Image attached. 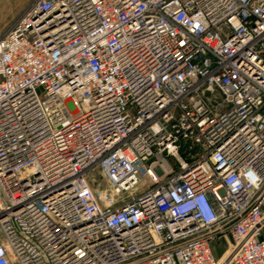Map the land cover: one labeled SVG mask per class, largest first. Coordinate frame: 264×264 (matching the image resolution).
Instances as JSON below:
<instances>
[{"label": "built area", "instance_id": "built-area-1", "mask_svg": "<svg viewBox=\"0 0 264 264\" xmlns=\"http://www.w3.org/2000/svg\"><path fill=\"white\" fill-rule=\"evenodd\" d=\"M221 239L264 264V0H27L0 34V264H219Z\"/></svg>", "mask_w": 264, "mask_h": 264}, {"label": "rangeland", "instance_id": "rangeland-1", "mask_svg": "<svg viewBox=\"0 0 264 264\" xmlns=\"http://www.w3.org/2000/svg\"><path fill=\"white\" fill-rule=\"evenodd\" d=\"M26 2L27 0H0V34L3 33L7 26L19 16ZM87 179L94 194L106 193L105 190L107 189V183L98 169H93L88 174ZM134 193H136V191H134ZM118 201L119 200L113 196L110 199V202H113V205L117 204ZM106 204L107 203H105V205ZM228 248V242L225 239H221L214 244V253L218 263L228 256Z\"/></svg>", "mask_w": 264, "mask_h": 264}, {"label": "crops", "instance_id": "crops-1", "mask_svg": "<svg viewBox=\"0 0 264 264\" xmlns=\"http://www.w3.org/2000/svg\"><path fill=\"white\" fill-rule=\"evenodd\" d=\"M220 264H225V260L221 261Z\"/></svg>", "mask_w": 264, "mask_h": 264}, {"label": "bare ground", "instance_id": "bare-ground-1", "mask_svg": "<svg viewBox=\"0 0 264 264\" xmlns=\"http://www.w3.org/2000/svg\"><path fill=\"white\" fill-rule=\"evenodd\" d=\"M116 198V197H115ZM220 264V263H219Z\"/></svg>", "mask_w": 264, "mask_h": 264}]
</instances>
